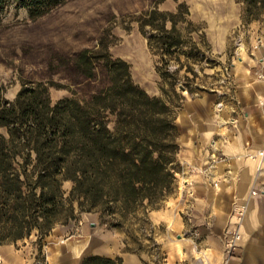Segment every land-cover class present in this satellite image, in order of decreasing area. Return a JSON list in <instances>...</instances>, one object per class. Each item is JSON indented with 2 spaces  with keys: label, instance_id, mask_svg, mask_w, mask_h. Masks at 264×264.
Masks as SVG:
<instances>
[{
  "label": "trees",
  "instance_id": "16d2710c",
  "mask_svg": "<svg viewBox=\"0 0 264 264\" xmlns=\"http://www.w3.org/2000/svg\"><path fill=\"white\" fill-rule=\"evenodd\" d=\"M12 1L26 8L31 19L41 16L50 4L47 0ZM241 1L245 23L264 14V0ZM6 2L0 0V9ZM187 13L181 2L174 12L153 7L136 17L148 49L159 57L156 72L162 79L170 78L168 84L178 100L182 97L174 91L177 80L166 67L174 61L177 69L184 66L194 77L179 54L188 59L199 54L196 42L177 28ZM66 62L79 77L90 80L100 66L105 85L85 98L55 102L49 88L68 86L22 82L12 100L0 89V129L5 130H0V245L35 232L40 248L42 239L56 225L74 219L77 209L109 216L110 228L122 230L141 248L138 238L132 237L130 221H137L139 228L149 225L147 211L158 209L177 187L178 104L152 96L135 83L129 63L113 57L103 37L95 47L80 50ZM67 180L72 185L65 196L62 183ZM163 258L153 264H161ZM80 264H122V260L92 254Z\"/></svg>",
  "mask_w": 264,
  "mask_h": 264
},
{
  "label": "rangeland",
  "instance_id": "374dc122",
  "mask_svg": "<svg viewBox=\"0 0 264 264\" xmlns=\"http://www.w3.org/2000/svg\"><path fill=\"white\" fill-rule=\"evenodd\" d=\"M41 16L31 19L28 10L18 7L12 0H7L0 9V89L2 95L12 100L21 87L22 82H54L68 88H49L52 102L60 99L77 97L85 98L105 85L103 69L98 66L96 78L93 80L79 77L66 60L83 49H90L98 44L103 37L109 46L113 57L125 60L130 65L131 77L143 89L153 90L159 86L163 96L174 105L181 102L171 92L168 84L170 78L157 80L155 65L159 64V57L152 54L147 47V39L138 29L137 16L150 8L170 11L179 3H185L188 13L185 21L179 22L177 28L185 38L196 42L199 54L195 59H188L179 54L180 62L189 65L191 72L185 67L179 69L176 62L171 61L166 67L167 71L176 78L175 94L184 96H201L207 94L214 98L220 85V73L230 74V64H237L240 53L244 49L243 42L247 39L234 35L230 40L225 54H216L210 51L203 28L208 27L205 19L194 20L196 15L218 14L221 18L219 24H224L222 17L232 11L241 13L243 2L241 0H47ZM207 1L208 8L203 11V3ZM230 1V0H229ZM211 3V4H210ZM172 11V10H171ZM242 26L257 22L256 25L264 27V14L248 22L242 21ZM221 16V17H220ZM216 25L215 27L219 26ZM169 26V24H168ZM183 50L188 51L184 47ZM187 77V79H185ZM185 86L192 90L188 93ZM180 87H184L182 90ZM217 100V99H216ZM216 104V103H215ZM1 131L4 132L3 129ZM177 187L158 208L172 207L176 200V193L181 185V177L176 174ZM71 181H63L62 190L67 196L71 188ZM76 207V204L74 203ZM156 210V209H154ZM151 211V210H150ZM149 225L139 228L137 221L131 220L132 237L138 238L141 248L134 240L125 235L120 229L110 228V217L101 215L98 211L77 212L75 218L64 224L56 225L41 241L39 248L35 232L27 238L23 246L30 249L37 248L36 261L38 264H51L52 255H61L66 251H73L77 258L99 254L110 257V233L115 231L123 234L126 250L140 255L142 260L153 264V260L164 256L161 264L166 263L168 250L166 242L176 243L177 237L167 235L164 224H154L148 218ZM141 229V230H140ZM167 236V237H166ZM147 238H151V241ZM33 242H32V241ZM156 245L153 248V244ZM19 243L16 246H21ZM81 249L78 254L74 248ZM48 254V258H46ZM48 259V260H47Z\"/></svg>",
  "mask_w": 264,
  "mask_h": 264
},
{
  "label": "crops",
  "instance_id": "0c3cea01",
  "mask_svg": "<svg viewBox=\"0 0 264 264\" xmlns=\"http://www.w3.org/2000/svg\"><path fill=\"white\" fill-rule=\"evenodd\" d=\"M207 3H203V11ZM240 15L232 11L222 17L224 24H219L218 14L205 12L194 17L208 21L203 32L212 53L225 54L234 35L247 40L238 63L230 64L231 84L220 82L214 98L207 94L184 96L175 108L181 185L172 207L148 212L151 222L164 224L166 234L178 239L166 242L165 264H264V161L258 166L249 157L264 137V115L259 106L264 100V27L257 22L238 27L242 26ZM156 76L160 81L158 73ZM144 90L163 97L159 86ZM217 102H221L219 108ZM239 202L246 204L239 247L235 256H228L225 230L231 225L233 206ZM25 242L27 238L0 245V264H38L37 248L23 246ZM19 243L22 245L16 246ZM110 243L111 258H120L122 264H139L140 255L125 249L122 233H110ZM80 250L74 248L76 254ZM52 256L51 264L81 261L73 251Z\"/></svg>",
  "mask_w": 264,
  "mask_h": 264
},
{
  "label": "built area",
  "instance_id": "2783aa9c",
  "mask_svg": "<svg viewBox=\"0 0 264 264\" xmlns=\"http://www.w3.org/2000/svg\"><path fill=\"white\" fill-rule=\"evenodd\" d=\"M256 47V45H255ZM219 82H225L228 85L231 84L230 74L228 72H223L220 77ZM221 102H217L216 106L219 108ZM259 106L264 115V100L259 102ZM249 157L254 158L257 161L258 166L264 161V137L261 141L260 147L254 155H249ZM255 192L252 191V194ZM246 211V204L243 202L236 203L232 209V222L230 227L225 230L224 235V249L228 256H235L238 251L239 242H240V226L243 221ZM195 236H198V233H194Z\"/></svg>",
  "mask_w": 264,
  "mask_h": 264
},
{
  "label": "water",
  "instance_id": "95a60500",
  "mask_svg": "<svg viewBox=\"0 0 264 264\" xmlns=\"http://www.w3.org/2000/svg\"><path fill=\"white\" fill-rule=\"evenodd\" d=\"M182 90H184V87H180Z\"/></svg>",
  "mask_w": 264,
  "mask_h": 264
}]
</instances>
